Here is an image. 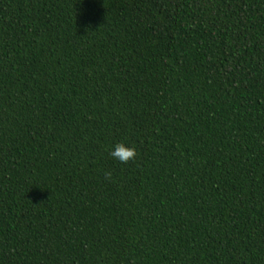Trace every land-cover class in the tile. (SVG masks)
<instances>
[{"label":"trees","instance_id":"obj_1","mask_svg":"<svg viewBox=\"0 0 264 264\" xmlns=\"http://www.w3.org/2000/svg\"><path fill=\"white\" fill-rule=\"evenodd\" d=\"M0 264H264V0H0Z\"/></svg>","mask_w":264,"mask_h":264},{"label":"clouds","instance_id":"obj_2","mask_svg":"<svg viewBox=\"0 0 264 264\" xmlns=\"http://www.w3.org/2000/svg\"><path fill=\"white\" fill-rule=\"evenodd\" d=\"M109 155L113 160L126 164L128 161L136 157V149L134 147L128 146L122 142H118L113 145L109 151ZM106 179H111V173H105Z\"/></svg>","mask_w":264,"mask_h":264}]
</instances>
